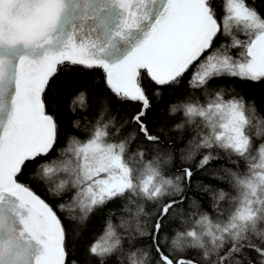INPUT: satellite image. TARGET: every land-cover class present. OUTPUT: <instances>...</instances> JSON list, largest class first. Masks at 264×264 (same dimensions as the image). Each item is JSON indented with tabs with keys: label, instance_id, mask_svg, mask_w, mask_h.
Returning <instances> with one entry per match:
<instances>
[{
	"label": "snow or ice",
	"instance_id": "1",
	"mask_svg": "<svg viewBox=\"0 0 264 264\" xmlns=\"http://www.w3.org/2000/svg\"><path fill=\"white\" fill-rule=\"evenodd\" d=\"M77 67L107 90L70 99L84 140L48 100ZM225 79L264 83L250 0H0V264H264V109ZM182 84L165 139L149 113Z\"/></svg>",
	"mask_w": 264,
	"mask_h": 264
},
{
	"label": "trees",
	"instance_id": "2",
	"mask_svg": "<svg viewBox=\"0 0 264 264\" xmlns=\"http://www.w3.org/2000/svg\"><path fill=\"white\" fill-rule=\"evenodd\" d=\"M251 4L264 12V0H250ZM223 87L226 89L228 95L238 93L246 97L249 101L254 102L258 109H264V83H255L244 81L240 79H225L222 81L214 82L213 87ZM90 89L94 93L101 91H107L102 82V73L100 70H89L82 67H77L73 71H62L52 84L51 89L48 93V100L51 110L58 112L59 123L61 126L62 138L65 135H76L78 139L84 140L87 138V134L83 132L82 128L77 131H73L72 121L75 114L68 110V105L73 93L77 89ZM187 88L185 84H182L175 90H168L163 95L156 98L154 101L153 110L149 113L148 121L149 126L155 131L163 129L165 131V139L171 140L175 138L181 139V136H171L169 133H174V128H168L169 125V114L167 109L169 103L175 100L182 93L186 92ZM136 105L132 103L121 104L113 98L112 109L114 112H118L121 116L131 114L135 110ZM183 118L181 117V121ZM189 134L192 132L191 126L187 127ZM256 129L252 130L254 135ZM264 141H257L259 143ZM21 180L25 183L29 182L28 172L21 177ZM207 183V179H205ZM35 191L41 195L42 198L48 200L49 203H54L53 198L44 190L43 187H36ZM207 201V198H205ZM110 208L116 210V205H109ZM146 211L149 210L148 205L145 206ZM105 224V213L100 212L94 215L90 221L85 225L77 229V238L80 243L75 244V248H83L84 244L93 236L98 235Z\"/></svg>",
	"mask_w": 264,
	"mask_h": 264
}]
</instances>
